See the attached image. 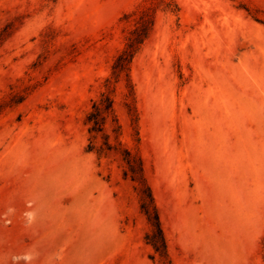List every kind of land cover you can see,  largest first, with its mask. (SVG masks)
<instances>
[{"label": "rangeland", "instance_id": "1", "mask_svg": "<svg viewBox=\"0 0 264 264\" xmlns=\"http://www.w3.org/2000/svg\"><path fill=\"white\" fill-rule=\"evenodd\" d=\"M0 264H264V0H0Z\"/></svg>", "mask_w": 264, "mask_h": 264}, {"label": "trees", "instance_id": "2", "mask_svg": "<svg viewBox=\"0 0 264 264\" xmlns=\"http://www.w3.org/2000/svg\"><path fill=\"white\" fill-rule=\"evenodd\" d=\"M135 46L128 45L127 49L120 55L117 59L115 72H119L126 68V64L129 62L130 57L132 56V49ZM120 63V66H117ZM119 67V68H117ZM94 110L88 116V122L92 124L91 130L92 131H103L104 123L110 114L113 113L112 101L110 97H106V102L95 101L93 105ZM129 157L131 156L130 152H127ZM139 163L141 164L140 159ZM126 163L128 164L129 171H134V166L131 159H126ZM142 170V168L140 167ZM135 173V172H133ZM128 174V171H126ZM133 180H137L135 174L131 175ZM143 202L141 204L142 211L147 215L148 221L151 225V233L147 234V240L151 243L155 249V251L163 258L168 259V251H167V244L166 238L163 231L159 210L155 204L154 197L150 187H147V199L143 198Z\"/></svg>", "mask_w": 264, "mask_h": 264}]
</instances>
